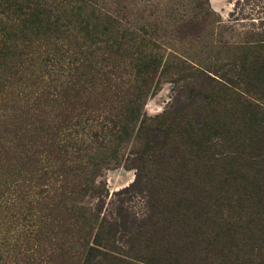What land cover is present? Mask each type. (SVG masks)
<instances>
[{
  "label": "rangeland",
  "instance_id": "1",
  "mask_svg": "<svg viewBox=\"0 0 264 264\" xmlns=\"http://www.w3.org/2000/svg\"><path fill=\"white\" fill-rule=\"evenodd\" d=\"M0 264H264V0H0Z\"/></svg>",
  "mask_w": 264,
  "mask_h": 264
},
{
  "label": "trees",
  "instance_id": "2",
  "mask_svg": "<svg viewBox=\"0 0 264 264\" xmlns=\"http://www.w3.org/2000/svg\"><path fill=\"white\" fill-rule=\"evenodd\" d=\"M77 1H79V2H81V3H84L85 1H87V0H77ZM78 9H79V7H77ZM146 57V56H145ZM149 57V56H148ZM139 65H140V67L142 68V69H146L147 67H150L151 68V66H152V61H150V59L149 58H144V60L142 61V60H140L139 61ZM135 110H137V109H135ZM131 113H133V119L134 118H136V116L134 115V112H130V114Z\"/></svg>",
  "mask_w": 264,
  "mask_h": 264
}]
</instances>
